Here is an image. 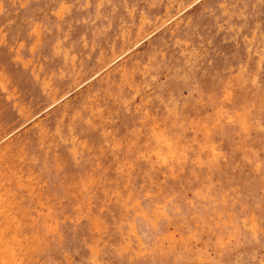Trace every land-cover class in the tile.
<instances>
[{
	"label": "rangeland",
	"instance_id": "rangeland-1",
	"mask_svg": "<svg viewBox=\"0 0 264 264\" xmlns=\"http://www.w3.org/2000/svg\"><path fill=\"white\" fill-rule=\"evenodd\" d=\"M0 264H264V0H0Z\"/></svg>",
	"mask_w": 264,
	"mask_h": 264
}]
</instances>
